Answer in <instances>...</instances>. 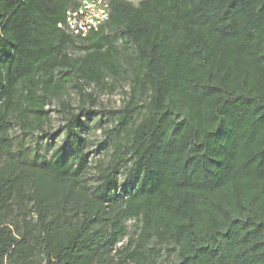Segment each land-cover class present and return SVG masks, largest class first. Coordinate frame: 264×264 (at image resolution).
<instances>
[{
	"label": "trees",
	"instance_id": "16d2710c",
	"mask_svg": "<svg viewBox=\"0 0 264 264\" xmlns=\"http://www.w3.org/2000/svg\"><path fill=\"white\" fill-rule=\"evenodd\" d=\"M74 5L0 0V264H102L126 238L133 264H264V0H112L85 39L58 27ZM118 40L131 90L92 187L80 113L49 159L11 132L116 74Z\"/></svg>",
	"mask_w": 264,
	"mask_h": 264
},
{
	"label": "rangeland",
	"instance_id": "374dc122",
	"mask_svg": "<svg viewBox=\"0 0 264 264\" xmlns=\"http://www.w3.org/2000/svg\"><path fill=\"white\" fill-rule=\"evenodd\" d=\"M135 5L138 0H129ZM118 59L122 68L116 67V74L107 75L103 80L84 84L82 93L72 86L60 97L54 98L46 107L49 118L45 120L43 131L39 128L29 129L24 134L17 125L11 132L15 143L23 142L32 156L51 158L55 151L65 145L66 123L69 112L80 113L83 122L81 135L86 140L85 152L88 154L85 178L92 187L99 182V173L108 164L113 154V134H106L105 129L114 128V117L129 98L131 90V71L133 64L124 52V43L116 42ZM72 58L85 57L88 51L74 45L69 48ZM123 184V174L118 176ZM123 194V193H122ZM129 237L137 229L135 220L127 222ZM128 238L120 241L110 256L102 264H133L123 260L124 247ZM172 257L165 252L157 256L150 264H171Z\"/></svg>",
	"mask_w": 264,
	"mask_h": 264
},
{
	"label": "built area",
	"instance_id": "2783aa9c",
	"mask_svg": "<svg viewBox=\"0 0 264 264\" xmlns=\"http://www.w3.org/2000/svg\"><path fill=\"white\" fill-rule=\"evenodd\" d=\"M112 0H75L58 27L76 39H85L98 32L109 21Z\"/></svg>",
	"mask_w": 264,
	"mask_h": 264
}]
</instances>
